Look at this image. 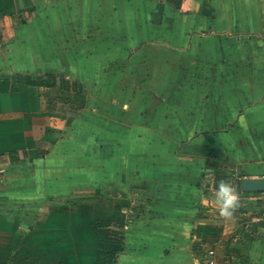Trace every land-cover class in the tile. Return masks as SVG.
I'll list each match as a JSON object with an SVG mask.
<instances>
[{"label":"crops","instance_id":"1","mask_svg":"<svg viewBox=\"0 0 264 264\" xmlns=\"http://www.w3.org/2000/svg\"><path fill=\"white\" fill-rule=\"evenodd\" d=\"M256 178L264 0H0V264H264Z\"/></svg>","mask_w":264,"mask_h":264},{"label":"clouds","instance_id":"2","mask_svg":"<svg viewBox=\"0 0 264 264\" xmlns=\"http://www.w3.org/2000/svg\"><path fill=\"white\" fill-rule=\"evenodd\" d=\"M216 200L222 205L220 212L222 215H231L230 208L234 207L237 202V194L230 184L221 180L217 190Z\"/></svg>","mask_w":264,"mask_h":264},{"label":"water","instance_id":"3","mask_svg":"<svg viewBox=\"0 0 264 264\" xmlns=\"http://www.w3.org/2000/svg\"><path fill=\"white\" fill-rule=\"evenodd\" d=\"M243 187L246 190L264 191V178L244 179Z\"/></svg>","mask_w":264,"mask_h":264},{"label":"rangeland","instance_id":"4","mask_svg":"<svg viewBox=\"0 0 264 264\" xmlns=\"http://www.w3.org/2000/svg\"><path fill=\"white\" fill-rule=\"evenodd\" d=\"M91 241V240H90Z\"/></svg>","mask_w":264,"mask_h":264}]
</instances>
